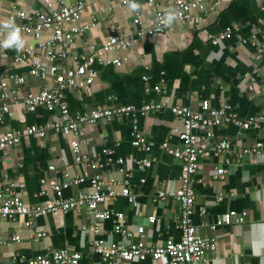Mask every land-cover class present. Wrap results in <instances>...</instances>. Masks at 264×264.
Listing matches in <instances>:
<instances>
[{
	"label": "crops",
	"instance_id": "1",
	"mask_svg": "<svg viewBox=\"0 0 264 264\" xmlns=\"http://www.w3.org/2000/svg\"><path fill=\"white\" fill-rule=\"evenodd\" d=\"M47 1L57 6L60 2L71 4L73 0H0V24L8 21L13 10H22L29 15L47 13ZM134 1L139 6L138 24L133 23L135 14L123 0L91 2L78 20L65 24L76 31L70 54H86L90 47L102 45L112 29L116 34L131 36L134 40L125 51L112 50L105 54L106 60L119 56H124L125 60L121 66H96L92 96L86 98L79 91L69 89L64 90L63 100L72 112L78 113L118 105H131L139 110L148 102L163 101L166 106L145 115L133 111L82 126L79 137L86 142L81 144L80 151L88 158L85 162H75L69 138L53 133L44 138L30 136L12 147L0 149V189L7 175L23 184L18 194L28 204H44L55 198L51 184L69 182L76 176L82 177L83 181L62 190V197L88 191L94 174L100 175L106 184L116 182L113 188L117 190L120 184L127 183L136 204L118 196L105 207L123 213L122 227L131 236L123 238L115 230L113 220H94L83 208L34 218L35 226L45 232L38 240L31 238L30 230L25 227L26 217L0 218L2 241L7 242L16 234L20 236V242L0 244V264H27L37 255L58 250L79 254V264H102L92 248L95 238L107 246L127 245L136 242L140 235L146 245L153 247L178 241L181 236L177 227L179 206L173 194L179 186L181 162L161 148L164 142L172 148L182 144L181 122L174 116L172 108L184 105L199 110L200 102L207 100L213 108L230 106L240 119L255 116L263 110L260 82L264 78V54L258 61L252 90L248 88V76L253 73L252 56L256 45L264 42V0H221L217 8L202 13L198 24L179 22L161 35L142 37L137 32L153 23L155 12L148 0ZM171 1L158 0L163 4ZM25 22V19H15L16 26ZM232 26L237 27V31L229 38L211 43L209 36ZM0 30L3 41L8 30ZM50 36V29L41 33L43 40ZM21 37L24 47L34 45L32 36L21 34ZM20 51L0 47L1 69L25 79L20 86L11 83V88L17 87L18 94L23 95L51 85L50 80L43 81L30 75L25 63L13 61V56ZM33 55L47 63L42 52L34 50ZM154 85H160L163 92L146 91V87ZM56 117V111L39 108L26 112L21 104H13L0 123V133L42 125ZM213 132L216 139L230 141V150L201 158L193 176L192 223L203 238L216 241L215 250L207 251L201 264H264V126L243 130L231 122H224L213 128ZM134 134L149 143L150 149L134 147ZM257 143L262 145L259 153L237 157L245 148ZM144 159L152 162L141 169L137 162ZM89 162L98 166L92 170ZM50 165L54 169L50 170ZM219 167H223L225 173L222 178H215ZM161 190L166 193L164 198L158 197ZM229 211L238 215L245 213L244 221L211 231L209 224ZM150 216L155 218L154 221H149ZM85 226L97 227L98 231L84 230ZM122 264H168V258H146Z\"/></svg>",
	"mask_w": 264,
	"mask_h": 264
},
{
	"label": "built area",
	"instance_id": "2",
	"mask_svg": "<svg viewBox=\"0 0 264 264\" xmlns=\"http://www.w3.org/2000/svg\"><path fill=\"white\" fill-rule=\"evenodd\" d=\"M106 0H73L71 4L60 2L57 6H52L47 1V13L33 12L31 15L22 10H13L8 20L16 18L25 19L24 24L19 25L20 33L32 36L33 46L24 47L20 53L13 56L15 63H25L29 66V74L43 81L50 80L51 85H45L38 92H26L19 95L16 88H11V83L20 86L25 82L23 76L8 74L1 69L0 64V123L4 115L9 113L13 104H21L26 112H34L39 108H44L49 112H57V117L45 124L38 126H27L23 130H11L0 133V149L12 147L20 143L23 139L30 136L44 138L48 133L62 135L69 138V145L74 154L76 163L88 161L86 155L80 151L81 144L85 143L81 139L80 128L94 124L98 120H111L114 117L122 116L139 111L145 115L154 112L166 106L161 102H148L139 110L131 105H118L109 108L91 109L84 113L72 112L63 100L64 90L74 89L81 93L83 97H90L94 93V82L97 76V65L113 64L121 66L125 60L124 56H119L112 60H106L105 54L109 51H125L132 42L131 36L116 34L112 29L106 41L97 47H90L86 54L69 53L74 39L75 28L65 27V24L78 20L84 8L91 2ZM148 5L155 12L153 23L146 29H141L137 34L161 35L165 33L172 24L179 22H192L198 24L202 19V13H206L209 8H217L221 0H172L167 4L158 2V0H148ZM124 4L131 5L134 0H123ZM135 17L134 24H138L139 17L137 9H132ZM171 10L175 13V19L171 24L166 23V14ZM44 29L51 30V36L47 40L41 39V33ZM237 27L232 26L220 31L217 35L209 36L212 44L219 40L229 38ZM0 41L1 30H0ZM245 42L244 40H242ZM34 50L44 54L47 63L42 62L33 55ZM264 54V42L256 45V50L252 56L253 73L249 74V90L253 89L256 81L255 72L261 56ZM143 80H146L143 77ZM261 90L264 95V78L260 82ZM152 89L154 92L162 93L163 88L160 85H154L152 88L146 87V91ZM174 116L180 120L179 136L182 140L180 147H169L163 143L161 148L168 154L179 159L181 170L179 176V186L173 194V197L179 206V215L177 227L180 230V239L174 242H167L160 246H148L144 242L143 235H140L136 242L127 245H105L101 240L95 238L92 240L93 251L99 255L102 264H122L133 260H145L151 258L159 260L163 257L168 258V264H201L207 251H213L216 248L214 238L205 239L198 231V227L192 223L191 215L195 200L193 187V176L199 168V160L211 155L227 153L230 150V141L227 139H216L213 128L220 126L224 122H231L239 129H249L264 126V108L255 116L240 119L231 110L230 106L223 105L218 108L211 107L209 101L200 102L199 110H193L184 105H175L172 108ZM134 147L142 150H149L150 144L147 143L139 134H134L132 140ZM262 145L257 143L250 148H245L242 154L259 153ZM120 160H118L119 162ZM152 160L144 159L137 162L142 169L148 166ZM98 165L95 162H89V167L94 170ZM49 169H54L53 165ZM225 173L223 167L215 171V178H222ZM83 178L76 176L69 182L53 183L50 186L51 192L56 197L50 199L44 204H28L18 194L23 184L16 182L7 175L3 178V187L0 189V218L14 219L15 217H26L25 227L31 232V238L38 240L45 236L33 223V219L51 212L79 211L85 209L94 220H113L115 230L123 238L131 236L122 227L124 215L121 212H114L105 207V205L118 196H122L132 205L136 204V198L125 184H120L119 189H114L116 182L111 181L106 184L98 174L91 178V187L88 191L77 192L70 197H62V190L70 184H78ZM164 191L158 192V197L164 198ZM103 206V208H101ZM245 213L241 215L234 211L224 213L217 220L209 224V229L214 231L222 225L231 223H242ZM149 221H154L150 216ZM205 225V224H203ZM92 233L98 231L97 227H83ZM20 242L19 235H13L9 241L4 242L0 238V244ZM80 256L77 253H69L64 250L52 251L48 254L37 255L27 261V264H79Z\"/></svg>",
	"mask_w": 264,
	"mask_h": 264
},
{
	"label": "clouds",
	"instance_id": "3",
	"mask_svg": "<svg viewBox=\"0 0 264 264\" xmlns=\"http://www.w3.org/2000/svg\"><path fill=\"white\" fill-rule=\"evenodd\" d=\"M130 7L134 10L138 9V5L132 3ZM175 19V13L171 10L166 14V23L171 24ZM0 28L8 30L7 37L3 41H0V47L6 49H15L17 52L24 47V40L20 34V28L15 25L14 20H8L0 24Z\"/></svg>",
	"mask_w": 264,
	"mask_h": 264
}]
</instances>
